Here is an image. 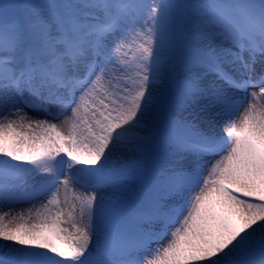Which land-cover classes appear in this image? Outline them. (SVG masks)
<instances>
[{
  "label": "snow or ice",
  "instance_id": "snow-or-ice-1",
  "mask_svg": "<svg viewBox=\"0 0 264 264\" xmlns=\"http://www.w3.org/2000/svg\"><path fill=\"white\" fill-rule=\"evenodd\" d=\"M37 200L0 264H264V0H0V205Z\"/></svg>",
  "mask_w": 264,
  "mask_h": 264
},
{
  "label": "rangeland",
  "instance_id": "rangeland-1",
  "mask_svg": "<svg viewBox=\"0 0 264 264\" xmlns=\"http://www.w3.org/2000/svg\"><path fill=\"white\" fill-rule=\"evenodd\" d=\"M249 92H253V91H258V89H249ZM249 102L248 99L245 100V102ZM244 108H246V103L241 107V109L239 110V112H237L235 114V116L233 118H235L238 122L240 119L241 114L244 111ZM223 121H220L219 123H217L215 125V132L217 135H223ZM215 159H219V157H214L213 158V162ZM205 175H207V172H205ZM198 191V189H197ZM33 203L36 204V206H39L40 201H34V202H26V203H15V204H3L0 205V211H9V209L12 210L13 214L18 213L20 211H26L28 208L33 206ZM180 219H182V217H180ZM177 225H172L169 229V236H165L163 240L159 241L158 243H154L152 248L155 249L157 246L163 247L164 245H166V243L168 242V240L170 239V233L171 231H173L175 229ZM0 256H3V253L0 252Z\"/></svg>",
  "mask_w": 264,
  "mask_h": 264
},
{
  "label": "bare ground",
  "instance_id": "bare-ground-1",
  "mask_svg": "<svg viewBox=\"0 0 264 264\" xmlns=\"http://www.w3.org/2000/svg\"><path fill=\"white\" fill-rule=\"evenodd\" d=\"M245 103H246V107H247L248 102L246 101ZM25 111H29V115H30V116H34V117H36V118H40V119H44V118H46V117H43V116H38L37 114L32 113L30 110H27V109H26ZM48 119H50V118H48ZM53 122H57V123H58V121H53Z\"/></svg>",
  "mask_w": 264,
  "mask_h": 264
}]
</instances>
